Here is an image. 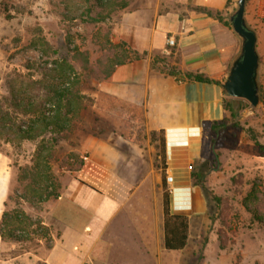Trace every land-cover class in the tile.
I'll list each match as a JSON object with an SVG mask.
<instances>
[{"label":"crops","instance_id":"crops-1","mask_svg":"<svg viewBox=\"0 0 264 264\" xmlns=\"http://www.w3.org/2000/svg\"><path fill=\"white\" fill-rule=\"evenodd\" d=\"M238 2L141 0L120 15L112 43H125L142 58L115 67L107 79L93 84L94 112L110 127H98L81 139L84 167L75 176H64L61 196L43 206L41 217L53 247L16 252L21 243L0 237V264H117L113 254L118 248L134 251L137 264H174L172 258L181 251L165 249L163 221L154 226L144 209L153 192L142 190V183L160 185L163 174L150 169L142 175V143L149 149V161L143 163L152 168L151 151L164 150L163 173L173 177L168 183L172 213L189 217L203 212L204 200L191 184L190 168L202 156L205 128L228 117L222 85L241 40L225 22L231 23ZM245 20L257 34L258 53L264 52V0H247ZM169 38L174 46L167 44ZM168 67L181 75L167 74ZM187 74L208 82L186 79ZM2 181L0 174V222L7 193ZM243 257L242 249L234 255L222 252L217 264H258L257 257L250 263Z\"/></svg>","mask_w":264,"mask_h":264},{"label":"rangeland","instance_id":"rangeland-1","mask_svg":"<svg viewBox=\"0 0 264 264\" xmlns=\"http://www.w3.org/2000/svg\"><path fill=\"white\" fill-rule=\"evenodd\" d=\"M117 1H129L130 5L112 13L105 22L95 23L90 22L88 12L93 10L89 13L92 18L96 14H107V9L94 8L95 0H0V174L7 192L6 201L9 196H14L4 211L24 210L42 220L44 205L33 208L18 201L14 193L22 192L21 169L32 166L40 140L20 141L17 131L21 126L25 128L24 124L34 117L26 115L25 110L48 106V83L54 76L61 75V64L74 68L73 77L78 82L74 91L83 98V102H78L82 107L80 116L73 119L67 132L55 136L57 144L52 167L61 185L64 176H75L84 167L87 155L78 151L81 139L98 127H110L109 121L94 112L93 99L97 89L93 84L105 80L104 72L111 61L115 62L121 55L120 49L111 41L120 15L139 5L141 0ZM43 42L50 48L43 46ZM259 56L261 104L252 108L245 100L228 97L229 111L225 122L215 130L212 126L204 130L202 156L190 169L191 184L200 192L204 210L189 216L188 246L172 258L174 264H203L204 260L217 264L222 252L234 255L240 249L243 261L250 263L257 257V263L264 264V223L256 222L243 206L255 179L262 182L264 192L262 49ZM76 106L78 108V104ZM154 136L151 135V146ZM144 143L142 154L147 162L149 149ZM151 154L155 156L154 167L145 165L142 160V175L150 169L161 170L163 174L165 164L161 149L151 151ZM69 157L72 159L68 161ZM143 189L153 192L152 199L147 198L148 209L145 206L144 209L146 213L150 212L153 225L161 226L162 184L142 183ZM2 197L4 192H0V211ZM260 210L264 214V204ZM142 226L150 225L144 223ZM124 231H121L123 236ZM31 238V241L21 243L16 252L39 253L47 249V243L40 235H31ZM126 238L131 240L129 236ZM113 259L117 264H137L134 251L126 253L120 248L114 252Z\"/></svg>","mask_w":264,"mask_h":264},{"label":"trees","instance_id":"trees-1","mask_svg":"<svg viewBox=\"0 0 264 264\" xmlns=\"http://www.w3.org/2000/svg\"><path fill=\"white\" fill-rule=\"evenodd\" d=\"M94 3V8L100 7L107 9L106 15L96 14L94 18L90 15L93 10L88 12L87 16L90 22L95 23L105 22L106 19L111 17L112 13L127 9L130 5L129 1L120 3L117 0H95ZM208 14L212 15L210 12ZM217 16L219 18V14ZM225 25L232 29V23L225 22ZM42 45L50 48L46 42H43ZM115 47L120 49L121 55L118 58L116 57L115 62L111 61L109 68L104 72L105 79L113 73L115 67L123 65L128 61L142 58V55L128 48L125 43L117 44ZM155 62L157 61L155 60ZM60 70L61 75L54 76L48 83V106H43V109L40 110H33V108L25 110L24 113L26 115H33L34 117H30L28 122L24 124L25 128L21 126L17 131L20 141L40 140L32 166L21 169L19 183L22 187V192L17 194L14 192L18 201H24L36 209L42 207L49 201L57 200L61 196L62 185L58 177L54 175L52 167L54 151L57 144L55 136L67 132L71 128L73 119H77L80 116L82 108L78 102H83V98L74 91L75 85L78 84L76 78H74V68L64 63L60 65ZM166 73L171 76L181 75L175 68L170 67L166 69ZM185 77L189 80L208 82L203 77L191 74H187ZM77 104L78 108L76 106ZM28 105L32 106L31 104ZM226 110L229 111L227 101ZM225 120L212 124V128L214 130L217 129ZM48 134L51 135V138H47ZM164 157V150L162 149V158ZM71 159L72 157H69L68 161ZM162 187L163 226L165 234L164 247L168 251H182L188 246L189 217L174 215L172 213L171 193L165 172L163 173ZM13 199L14 196H9L4 206L8 208V202L13 201ZM16 204L18 203L16 202ZM262 204H264L262 182L255 179L250 192L243 200V206L247 212L252 214L253 219L258 223H264V214L260 210ZM35 234L40 235L47 243L48 250L52 249L54 240L51 236L50 229L43 225L42 220L35 219L24 210L4 211L0 222V237L3 242L25 243L31 241V235Z\"/></svg>","mask_w":264,"mask_h":264},{"label":"water","instance_id":"water-1","mask_svg":"<svg viewBox=\"0 0 264 264\" xmlns=\"http://www.w3.org/2000/svg\"><path fill=\"white\" fill-rule=\"evenodd\" d=\"M246 2L247 0H239L238 8L231 17L233 30L241 39V48L222 90L227 97L245 100L252 108H257L261 104L260 56L257 50V34L245 20Z\"/></svg>","mask_w":264,"mask_h":264},{"label":"built area","instance_id":"built-area-1","mask_svg":"<svg viewBox=\"0 0 264 264\" xmlns=\"http://www.w3.org/2000/svg\"><path fill=\"white\" fill-rule=\"evenodd\" d=\"M167 44H168L169 46H174L175 42H174V40H172L171 38H169L168 41H167ZM84 159L86 160V158H84ZM190 169H192V167H191ZM167 182H168L169 184H171V183L173 182V177H172V176H168V177H167Z\"/></svg>","mask_w":264,"mask_h":264}]
</instances>
